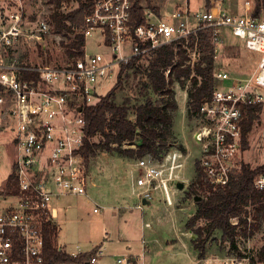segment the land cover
<instances>
[{
	"label": "built area",
	"instance_id": "obj_1",
	"mask_svg": "<svg viewBox=\"0 0 264 264\" xmlns=\"http://www.w3.org/2000/svg\"><path fill=\"white\" fill-rule=\"evenodd\" d=\"M209 1L203 10L192 11L186 6L168 15L145 5L144 22L135 24L132 0H96L83 24L73 26L74 34L85 37L83 52L64 64L34 63L26 58L19 49L20 41L29 37L42 40L50 25L39 20L35 28L26 26L22 0L0 6V132L3 120L9 119L17 150V191L0 193V264H44L45 226L55 225V201L68 195H88L93 177L82 151L83 105L101 99L99 87L117 77L123 63L136 56L146 57L165 44L178 42L194 63L199 52L189 46V37L203 30H209L215 57L224 45L226 31L260 55L249 77L233 76L225 68L215 67L212 98L204 101L196 114L199 124L193 136L202 147L198 162L203 180L214 187L229 183L240 168L244 107L264 100V7L257 12L251 0H244L243 10L232 11L226 0ZM95 32L101 35L97 44L102 48L90 52L87 39ZM223 83L228 84L221 86ZM183 157L184 152L174 147L161 159L151 154L136 159L131 180L140 199L138 207H143L142 199L152 200L158 191L167 206L175 207L180 199L176 186ZM254 185L264 190V172L254 177ZM100 208L97 205L94 211ZM231 223L239 228L237 218ZM179 233L173 246L187 264H264L258 257L260 250L242 254L212 251L190 257L177 246L195 233L181 229ZM142 244L141 252L121 254L116 264H166L156 251L148 249L146 239ZM76 247L69 253L85 252L80 245ZM59 249L64 251L62 246ZM99 253L98 248L90 264L97 263Z\"/></svg>",
	"mask_w": 264,
	"mask_h": 264
},
{
	"label": "trees",
	"instance_id": "obj_2",
	"mask_svg": "<svg viewBox=\"0 0 264 264\" xmlns=\"http://www.w3.org/2000/svg\"><path fill=\"white\" fill-rule=\"evenodd\" d=\"M149 4L150 1L147 0ZM96 0H78L77 7L69 11L55 9L50 13L51 22L58 31L73 33V26L83 24L84 16L91 11ZM133 21L135 24L144 22L143 0H132ZM154 8V6H152ZM264 7V0H259L255 9L257 12ZM86 43L81 33L69 36L64 45L71 56H79ZM189 46L199 52L198 58L191 62L189 53L178 42L165 44L155 49L146 57L136 56L129 62L123 63L117 76V81L101 99L91 105H83L85 117V137L82 151L89 165L91 158L98 151H108L128 158L142 157L147 154L155 158H162L172 146L171 126L173 116L170 110L178 108L175 99V90L172 86L178 82L183 87L190 83L188 89V117L193 118L199 111L202 103L212 98L215 88L213 72L215 68V52L211 43L209 30L200 31L189 37ZM78 50V51H77ZM78 53H77V52ZM80 52V53H79ZM149 59L144 63V59ZM170 70L169 74L166 71ZM145 75L142 83V100L134 106L130 100L116 101V95L124 82L131 76ZM158 94V97H154ZM136 110V118L132 119L130 111ZM246 116L242 125V149L249 148V133L256 121L260 118L263 101L245 105ZM101 135L102 139L94 140ZM137 143L136 147H124V143ZM183 150V144H177ZM197 180L189 185V194L196 198L195 212L188 218L186 227L195 231L192 244L202 257L208 253L207 243L216 231L221 232L223 242H228V253L242 254L239 246V236L253 234L264 222V190L254 185V177L264 172V163L252 167L249 163L240 162V168L234 172L229 183L225 186L214 187L203 180V172L196 162ZM207 190V192L203 191ZM17 191L16 165L9 174V185L6 193ZM249 206L252 209H249ZM251 215L252 220L249 221ZM239 218L240 229L233 226L231 219ZM198 222H203L199 224ZM57 225L45 226V261L44 264H63L69 262L89 263L95 256L98 247L74 256L67 251L60 250L55 244ZM264 260V247L258 255Z\"/></svg>",
	"mask_w": 264,
	"mask_h": 264
},
{
	"label": "rangeland",
	"instance_id": "obj_3",
	"mask_svg": "<svg viewBox=\"0 0 264 264\" xmlns=\"http://www.w3.org/2000/svg\"><path fill=\"white\" fill-rule=\"evenodd\" d=\"M17 0H0V6H13ZM143 0L146 6L155 9L160 15H168L172 11L188 6L192 11H199L205 8V5H209V0ZM254 7H256L259 0H251ZM23 9L26 11V26L37 27L39 20H45L49 23L50 29L42 40H38L36 37L24 38L19 43V49L24 53V56L31 59L34 63L44 62L50 64H64L68 61L78 57V55L71 56L67 47L64 45L69 39V36L74 33H68L65 31H58L54 24L51 22L50 13L55 9L61 11H69L77 7L78 0H22ZM239 0H228L229 6H235L239 3ZM101 37L100 33L95 34L87 39L88 50L91 52L98 50L102 47L98 46L97 39ZM78 51V50H77ZM76 51V52H77ZM78 53V52H77ZM80 53V52H79ZM260 55L259 53L249 50L245 42L239 37L233 36L229 31L225 33L224 45L219 52V55L215 57V67L225 68L231 75L237 77H249L257 68ZM144 63H148L149 59H144ZM146 80L145 75H134L131 71V76L124 82V85L116 95L117 102H123L125 99L130 100V105L134 106L142 100L143 88L142 83ZM117 77L108 81L99 87L101 95H105L109 89L116 83ZM228 83H223L221 86H227ZM175 90V99L178 103V108L170 110L173 116V123L171 126V132L173 140L176 145L170 148H178L177 144H183L184 157L182 159L184 165L180 169L181 179L179 182H183V187L176 186L178 192V198L175 207L167 206L163 194L156 192L154 199L151 202V207L146 208L145 211L149 213L154 225L151 234H155L160 237L161 240L170 239L177 234L180 235L179 229L184 231H195L186 227V221L188 220V213L193 214L196 210L195 198L189 194V185L193 181L197 180V172L195 162H198L202 156V147L195 141L193 136L199 119L194 116L188 117V89L191 86L190 83L183 87L178 82L172 84ZM264 95V89H261ZM154 97H158L155 94ZM99 101V100H98ZM132 119L136 118V110L132 108L130 111ZM5 125L1 126V129L6 130L0 133V193H6L9 185V174L13 171L14 159L16 157V147L12 141L13 130L10 128L11 121L9 119L3 120ZM102 139L101 135L94 137V140ZM249 148L242 150L238 165L244 161L249 163L252 167H256L264 163V100L263 109L260 113V118L255 122L253 129L249 133ZM137 143H124V147H136ZM135 159L119 154L98 151L97 155L91 158L88 165V172L90 174H96L94 181L97 182V186L93 188L91 194L95 197V202L101 207L98 212L94 211V207L97 206L94 201L88 203L86 198L81 195L69 196L65 199H60L63 205L67 206V212L64 216L62 213L58 219L61 230L59 234L55 235V244L64 245L68 252L77 250V245L81 246L82 251H86L90 244H92L96 238L99 240H113L111 244L106 243V250L111 253L116 250V246H126L130 243L137 249L139 246L140 232L133 228L131 224L115 220L111 217V207L120 206V196L124 192L128 195H132L130 188L131 170L135 168L132 161ZM129 159V160H127ZM130 165V167H129ZM178 182V183H179ZM92 187V186H91ZM92 189V188H91ZM105 206V208H104ZM185 207L184 210L179 208ZM249 209H252L249 206ZM128 210V208H127ZM130 211L133 208L129 209ZM135 210H139L135 208ZM141 211V210H139ZM239 220L238 217H234L231 221ZM150 219V217H149ZM249 221L252 220L251 215ZM55 223V222H54ZM203 222H198L196 227ZM182 226V227H179ZM241 224H239L240 229ZM177 231V233H176ZM106 232L111 233L110 237L106 239ZM148 233V234H149ZM122 234V235H121ZM122 236L127 241H123L122 244H116V240ZM56 244V245H57ZM239 246L244 251H251L257 253L264 247V222H259V227L255 229L253 234L247 236H239ZM123 248V247H122ZM229 248L228 242H223L221 239V232L216 231L212 238L207 243L208 253L212 251H219L226 253ZM107 252V251H106ZM112 256L109 262H111ZM171 264H183L180 260L171 259ZM63 264H90L69 262Z\"/></svg>",
	"mask_w": 264,
	"mask_h": 264
},
{
	"label": "crops",
	"instance_id": "obj_4",
	"mask_svg": "<svg viewBox=\"0 0 264 264\" xmlns=\"http://www.w3.org/2000/svg\"><path fill=\"white\" fill-rule=\"evenodd\" d=\"M226 0V6L227 8H229L232 11H241L243 10V5H244V0H239L240 2L237 3V5L235 6H229L227 4ZM6 130V129H5ZM5 130H2L0 133H3ZM13 137V136H12ZM135 159V158H133ZM15 160V159H14ZM129 160V159H127ZM131 161V159H130ZM134 164L135 162L132 161ZM130 167V165H129ZM132 169V167L130 168V170ZM93 177V182L90 183L89 187H88V195H81L83 197L86 198V201L88 203H90L91 201H94V203L97 204V202H95V197L93 196V194H91V192L93 191V188L97 186V182L94 181V178L96 177V174H91ZM92 186V187H91ZM92 188V189H91ZM130 188L132 191V195H128V193L124 192V194L122 193V195L120 196V206H113L111 207V217L114 218L115 220H119L121 222L124 223H129L131 224V226L135 229L138 230V232H140V239H139V246L137 245V249H134V246L130 243H127L126 246H116V250L118 248H120V250L114 251L111 253L112 249H114V247L110 248V253H108V250H106V243L111 244V242H113V240H105L103 239L102 241L99 240L98 238H96V240L90 244L89 248L86 251H90L95 247H98L100 249V253L98 255L97 258V263L96 264H116V258L117 256L124 254V253H139L143 250V244H142V240L146 239L148 241V249L150 251H156L157 252V256L160 258H163L164 261L166 262V264H171V259H177L180 260L183 264H187L184 259L182 258V256L175 250V247L173 246V244L178 240L177 239V234L173 237H171L170 239H166V240H161L160 237L156 236L154 233L151 234L149 232L152 231L154 225L152 223V218L149 215V213L146 210V208L151 207V202L152 200H141V202L143 203V207L140 208L137 205L140 202V199L136 196V194L133 192V187H132V180H130ZM69 196H74V195H68V196H64L62 197V199H65ZM61 199V198H60ZM60 199H57L55 201L57 208H58V216L57 218L54 219V224L57 225V233H56V237L59 234L61 227L59 226L58 223V219L60 218L61 214L63 213L64 216L67 212V206L63 205L60 202ZM98 205V204H97ZM96 207V206H95ZM94 207V208H95ZM105 208V206H104ZM128 208V210H127ZM133 208L132 211H130L129 209ZM135 208L141 210V211H137L135 210ZM181 210H184L182 208H179ZM188 215V214H187ZM150 217V219H149ZM190 216L188 215V218ZM187 222V221H186ZM147 223H150L151 225H147ZM182 227V226H179ZM149 233V234H148ZM177 233V231H176ZM106 239L108 237H110L111 233L106 232L105 234ZM122 235V234H121ZM56 239V238H55ZM123 241H127L126 239H124L122 236H120L119 239L116 240V244H122ZM57 244V243H56ZM161 245L166 246L165 248H160ZM58 247L62 246L64 251H67L64 247V245H58ZM123 247V248H122ZM180 251L186 253L188 256L193 257V258H197L198 256V251L194 248L193 244H192V239L189 241H185V242H180L177 246ZM85 251V252H86ZM107 251V252H106ZM68 252V251H67ZM112 256V260L111 259Z\"/></svg>",
	"mask_w": 264,
	"mask_h": 264
},
{
	"label": "water",
	"instance_id": "obj_5",
	"mask_svg": "<svg viewBox=\"0 0 264 264\" xmlns=\"http://www.w3.org/2000/svg\"><path fill=\"white\" fill-rule=\"evenodd\" d=\"M79 109H81V108H79ZM178 186H179V187H183V186H184V185H183V182H179V183H178ZM198 198H201V196L196 197L195 200L198 199Z\"/></svg>",
	"mask_w": 264,
	"mask_h": 264
}]
</instances>
